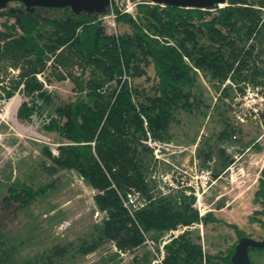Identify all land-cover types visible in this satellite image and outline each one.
<instances>
[{"label":"trees","instance_id":"obj_1","mask_svg":"<svg viewBox=\"0 0 264 264\" xmlns=\"http://www.w3.org/2000/svg\"><path fill=\"white\" fill-rule=\"evenodd\" d=\"M131 1L132 14L113 4L103 13L75 14L69 7L26 10L16 1L15 7L0 9L5 15L0 22V64L17 71L0 80L2 98L21 92L16 118L30 122L42 117L40 129L58 138L56 154L43 151L50 161L48 170L77 173L94 191L95 207L104 213L79 239L77 251L82 255L107 242L118 251L132 252L145 237L157 243L177 226L218 221L210 212L199 215L192 187L168 185L165 193L154 192L149 166L155 161L148 143L169 140L174 113L201 103V92L196 93L199 76L220 96L227 95L226 86H234L240 93L250 88L264 97V0H226L211 11ZM40 10L57 15L46 16ZM110 11L114 23L126 25V31L107 32L102 17ZM140 77L150 82L147 92L132 85ZM64 78L73 84V100L43 117L38 102L46 106L51 101L44 84ZM226 133L223 129L220 137L226 138ZM218 154L224 163V151ZM130 189L144 199L134 218L120 200ZM43 193V188L33 190L19 182L6 186L0 198V264H61L70 254L55 245L19 259L4 235L5 213ZM253 198L260 206L253 215L264 216V171ZM228 226L237 239L242 236L235 225ZM234 245L225 254H205L199 237L186 230L169 235L160 262L153 264H231ZM257 249L264 247L248 248L250 264L249 252ZM137 260L133 256L132 263ZM140 260L149 264L145 253Z\"/></svg>","mask_w":264,"mask_h":264},{"label":"rangeland","instance_id":"obj_2","mask_svg":"<svg viewBox=\"0 0 264 264\" xmlns=\"http://www.w3.org/2000/svg\"><path fill=\"white\" fill-rule=\"evenodd\" d=\"M132 3L131 0H110L109 5L125 9ZM16 5V2L7 4L8 7ZM129 11L133 13L134 9ZM40 13L57 15L48 10H40ZM4 19L5 15L0 14V22ZM115 29L119 33L126 31L127 26L115 24ZM16 72L0 64V80L5 77L6 81ZM146 74L151 77L152 70L148 69ZM132 85L146 91L150 82L140 77L133 79ZM44 87L51 101L46 106L38 102L43 117L51 115L55 106L74 98L73 84L67 78L51 79ZM225 88L227 95L220 96L208 79L199 76L196 93L201 92V103L192 104L188 111L174 113L175 119L168 128L169 140L148 143L153 147L155 161L149 166L155 181L154 192L165 193L168 185L192 187L193 206L198 213L210 212L218 220L205 225L193 224L189 230L191 237H199L205 254H225L236 244L238 239L228 224L235 225L242 236L257 240L264 237V225L258 222L264 223V216L252 213L260 209L253 192L260 172L264 171V97L250 88L242 93L234 86ZM22 99L21 92H15L7 100L2 98L0 86V198L12 182L33 190L44 189L41 196H34L25 207L5 213L4 235L13 244L16 257L36 256L61 245L70 253L61 264H134L133 256L139 259L136 264H142L138 262L143 253L149 264L161 260L157 253L155 257L148 244L129 251L127 256L115 251L112 242L85 255L77 251L79 239L82 240L84 232L97 224L104 213L95 207L93 190L77 173L65 169L48 170L50 161L43 151L56 154L58 138L40 129L42 117L34 116L30 122L16 118V109ZM223 129L227 132L226 138L220 137ZM219 149L227 156L222 164ZM168 240L169 236L164 239ZM113 253L117 254L114 260ZM249 255L251 264H264V249L250 251Z\"/></svg>","mask_w":264,"mask_h":264},{"label":"water","instance_id":"obj_3","mask_svg":"<svg viewBox=\"0 0 264 264\" xmlns=\"http://www.w3.org/2000/svg\"><path fill=\"white\" fill-rule=\"evenodd\" d=\"M20 2L25 9L32 10L34 7L41 8H63L69 9L77 14L86 13H103L109 5L110 0H0V9L4 8L10 2ZM153 4H162L167 6L182 8H211L213 5L225 4L226 0H148ZM249 247H264V237L260 240L250 237L241 236L234 245L233 252L230 256L231 264H250L248 258Z\"/></svg>","mask_w":264,"mask_h":264},{"label":"built area","instance_id":"obj_4","mask_svg":"<svg viewBox=\"0 0 264 264\" xmlns=\"http://www.w3.org/2000/svg\"><path fill=\"white\" fill-rule=\"evenodd\" d=\"M130 5H127V7L125 9L122 8V10L125 11V12H128L131 8L134 9L135 3L133 2L132 6H130ZM108 6H111V5H108ZM216 6L220 7L222 5L221 4H217ZM206 9L212 10V8H206ZM128 13L132 14L130 11ZM102 18H103V20L104 19L106 20L105 21L106 22L105 26H106L107 32L115 34L116 33V29H115V23H114V15L112 14V12L110 11V12L106 13L105 15H103ZM92 192L94 193V191H92ZM120 200H121L122 206L126 209L128 215L130 217H132V218H134L133 217L134 212L137 211L139 208H141L144 205V199L134 189H130V190L126 191L124 196L120 197ZM191 228H192L191 225L177 226V229L165 233L163 235L164 238L162 240H160L159 242L156 243L153 240L148 239V238L145 237L143 244H145V245L148 244L149 247L154 252V254L157 253L158 257L160 259L161 255H162V245L165 243L164 239L166 240L167 236H169L171 234L176 235L177 233H180V232H183V231H186V230H190ZM112 246H113L114 250L116 251L114 245H112ZM153 247H154V249H153ZM118 253H121V251H118ZM127 253L128 252H123L121 254L123 256H125V255L127 256ZM202 253H203V251H202ZM155 257H156V254H155ZM129 259H131V256H129ZM159 261L160 260H154L153 263H157Z\"/></svg>","mask_w":264,"mask_h":264}]
</instances>
